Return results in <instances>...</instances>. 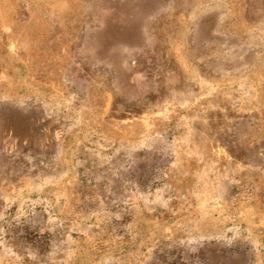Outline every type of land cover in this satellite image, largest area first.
<instances>
[{"label":"rangeland","instance_id":"rangeland-1","mask_svg":"<svg viewBox=\"0 0 264 264\" xmlns=\"http://www.w3.org/2000/svg\"><path fill=\"white\" fill-rule=\"evenodd\" d=\"M42 48L76 170L0 151V264H264V0H0V103L51 114Z\"/></svg>","mask_w":264,"mask_h":264},{"label":"crops","instance_id":"crops-1","mask_svg":"<svg viewBox=\"0 0 264 264\" xmlns=\"http://www.w3.org/2000/svg\"><path fill=\"white\" fill-rule=\"evenodd\" d=\"M52 48H54L52 46ZM54 50L43 49L41 54L37 56L38 71L34 79L36 84L47 85L54 84L52 91L47 92L44 87L41 88V96L39 99L53 102L51 114L47 112L46 108H43L39 104L40 109L34 110L32 108L23 109L24 107L17 105L12 100L3 101L0 103V151L5 153H14L16 149L27 146L33 138L38 140L40 150L39 157L51 158L53 168L56 160L60 163L67 164V180L71 175L75 174V157L77 150V137H76V125L75 112L73 108L65 107L63 101L65 99L70 100V90L65 88L62 83L72 84V89L75 88L77 80L74 77L75 68H79L75 61L66 59L60 63L58 60L59 49L56 50V56L53 54ZM49 57V58H48ZM51 61L52 70H47L49 66L48 61ZM25 62V61H22ZM23 67L22 63H20ZM12 69V67L10 66ZM70 68L73 69L72 75H70ZM25 69V68H23ZM9 81L14 82V78H19L21 81H25L22 77H13L9 75ZM79 83V82H78ZM85 89V84L84 88ZM12 96V95H11ZM57 101V102H55ZM38 108V107H36ZM50 115V119L49 116ZM32 116V117H31ZM34 118V121L32 120ZM22 132V135H21ZM27 132V134H24ZM72 134V140L70 135ZM84 148H89L87 145H83ZM92 150V149H90ZM31 151V150H30ZM14 155V154H12ZM11 155V156H12ZM59 180L65 179L63 176H59ZM59 185V184H58Z\"/></svg>","mask_w":264,"mask_h":264}]
</instances>
